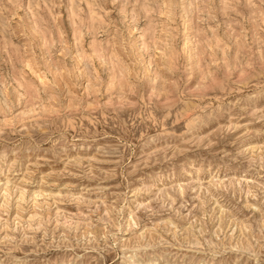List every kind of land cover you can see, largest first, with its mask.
Segmentation results:
<instances>
[{
  "label": "rangeland",
  "instance_id": "rangeland-1",
  "mask_svg": "<svg viewBox=\"0 0 264 264\" xmlns=\"http://www.w3.org/2000/svg\"><path fill=\"white\" fill-rule=\"evenodd\" d=\"M136 255L264 264V0H0V264Z\"/></svg>",
  "mask_w": 264,
  "mask_h": 264
},
{
  "label": "bare ground",
  "instance_id": "bare-ground-1",
  "mask_svg": "<svg viewBox=\"0 0 264 264\" xmlns=\"http://www.w3.org/2000/svg\"><path fill=\"white\" fill-rule=\"evenodd\" d=\"M123 264H140V260H139V258L136 255V256L130 257L128 262L123 263ZM145 264H159V262H158L157 259H154V260H150V261L146 262Z\"/></svg>",
  "mask_w": 264,
  "mask_h": 264
}]
</instances>
